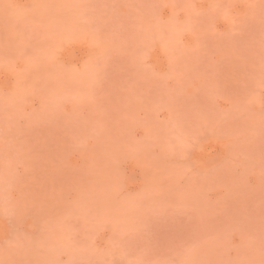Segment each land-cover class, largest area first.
<instances>
[{"label": "rangeland", "instance_id": "obj_1", "mask_svg": "<svg viewBox=\"0 0 264 264\" xmlns=\"http://www.w3.org/2000/svg\"><path fill=\"white\" fill-rule=\"evenodd\" d=\"M0 264H264V0H0Z\"/></svg>", "mask_w": 264, "mask_h": 264}]
</instances>
